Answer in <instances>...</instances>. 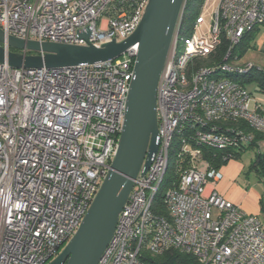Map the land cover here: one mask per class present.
<instances>
[{
    "label": "built area",
    "instance_id": "1",
    "mask_svg": "<svg viewBox=\"0 0 264 264\" xmlns=\"http://www.w3.org/2000/svg\"><path fill=\"white\" fill-rule=\"evenodd\" d=\"M147 2L0 0L2 45L6 53L33 54L11 48L7 38L120 42L134 32ZM213 2L205 32L201 11ZM189 9L187 0L158 80V149L133 179L97 264H150L149 256L173 249L200 264H264L263 222L218 192L223 171L202 150H228L223 158L230 161L236 152L264 149V139L238 124L264 132L261 106L225 75L254 64L201 62L223 38L227 58L264 21V0H204L192 23ZM136 53L137 45L114 59L63 67L0 62V264H47L80 227L119 145Z\"/></svg>",
    "mask_w": 264,
    "mask_h": 264
},
{
    "label": "water",
    "instance_id": "2",
    "mask_svg": "<svg viewBox=\"0 0 264 264\" xmlns=\"http://www.w3.org/2000/svg\"><path fill=\"white\" fill-rule=\"evenodd\" d=\"M187 0H148L143 16L124 40L101 46L52 41L7 38L16 50L6 53L0 28V62L13 68L63 67L89 65L122 55L137 45L134 77L130 84L127 109L119 145L111 168L76 233L59 254L47 264H97L108 246L119 215L133 187V179L145 161L149 166L158 149L156 110L157 85L164 67L180 10ZM87 36L88 33H82Z\"/></svg>",
    "mask_w": 264,
    "mask_h": 264
},
{
    "label": "trees",
    "instance_id": "3",
    "mask_svg": "<svg viewBox=\"0 0 264 264\" xmlns=\"http://www.w3.org/2000/svg\"><path fill=\"white\" fill-rule=\"evenodd\" d=\"M203 1L204 0H188L189 4L193 2L192 7L189 9L188 22L192 23L199 16ZM261 26L264 27V21L257 25L253 30L246 32L240 41L232 47L230 55L227 58L226 54L229 50V43L223 38L215 53L201 62L206 65H214L223 62H233L236 58L242 57L245 51L251 46L250 40L254 38L255 32ZM225 75L241 82L245 86L246 83L256 81L264 90V76H255L253 68L244 74L227 73ZM238 124L239 127L243 128L245 131L253 132L255 140L264 139V132L252 130V128L245 122H240ZM202 150L204 152V156L207 157L216 167H222L229 162V160L223 158L224 153L228 152V150L214 149L206 146H202ZM243 152L244 151L236 152L233 158L240 160ZM256 153V159L253 161L252 165L259 174L260 178H264V149L261 152L256 151ZM166 184L167 183L165 182L164 186ZM262 203L264 210V201ZM163 212L166 213L164 209ZM148 261L150 264H200L198 258L192 253L181 252L174 249L168 250L162 254L149 256Z\"/></svg>",
    "mask_w": 264,
    "mask_h": 264
},
{
    "label": "crops",
    "instance_id": "4",
    "mask_svg": "<svg viewBox=\"0 0 264 264\" xmlns=\"http://www.w3.org/2000/svg\"><path fill=\"white\" fill-rule=\"evenodd\" d=\"M251 46L245 51L242 57L236 58L233 62L238 65L253 63V71L255 76H264V27L261 26L251 40ZM256 82V81H253ZM246 87L248 88V84ZM257 86L259 87L258 82ZM249 90V89H248ZM252 96V95H251ZM253 97V96H252ZM254 98V97H253ZM254 100L261 106V112L264 114V97H258ZM243 164L239 160H230L221 167L223 171V179L218 182L216 189L218 192L239 205L242 210L249 214H257L259 216L263 210L264 192L259 193L255 189L243 187L239 180ZM212 184L207 185V191L211 190Z\"/></svg>",
    "mask_w": 264,
    "mask_h": 264
},
{
    "label": "rangeland",
    "instance_id": "5",
    "mask_svg": "<svg viewBox=\"0 0 264 264\" xmlns=\"http://www.w3.org/2000/svg\"><path fill=\"white\" fill-rule=\"evenodd\" d=\"M192 4L193 2L190 3V7H192ZM214 7H215V2L211 3V5L208 8L203 9L201 11L206 19V24L203 26L205 32H207L206 26L211 20V12L213 11ZM247 89H249L248 91L255 99L261 96L264 97V90L260 86L258 87L256 82H252L248 84ZM256 154L257 153L254 148H248L242 153L239 162L243 164V168L241 170V174L239 176L238 181L243 187L249 189H255L257 192L262 193L264 192V178H260L259 174L252 165L253 161L256 159ZM259 218L264 224V210H261L259 214ZM64 246L61 247L59 252H61ZM54 257L51 260H53Z\"/></svg>",
    "mask_w": 264,
    "mask_h": 264
}]
</instances>
